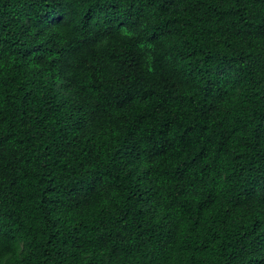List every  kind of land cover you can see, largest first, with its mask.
I'll use <instances>...</instances> for the list:
<instances>
[{"label": "trees", "instance_id": "obj_1", "mask_svg": "<svg viewBox=\"0 0 264 264\" xmlns=\"http://www.w3.org/2000/svg\"><path fill=\"white\" fill-rule=\"evenodd\" d=\"M0 264H264V0H0Z\"/></svg>", "mask_w": 264, "mask_h": 264}]
</instances>
